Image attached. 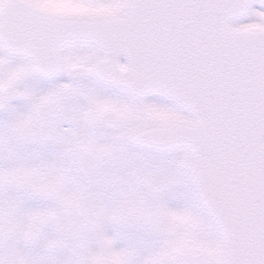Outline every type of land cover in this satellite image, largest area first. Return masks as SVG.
<instances>
[{
	"label": "snow or ice",
	"instance_id": "snow-or-ice-1",
	"mask_svg": "<svg viewBox=\"0 0 264 264\" xmlns=\"http://www.w3.org/2000/svg\"><path fill=\"white\" fill-rule=\"evenodd\" d=\"M0 264H264V0H0Z\"/></svg>",
	"mask_w": 264,
	"mask_h": 264
}]
</instances>
